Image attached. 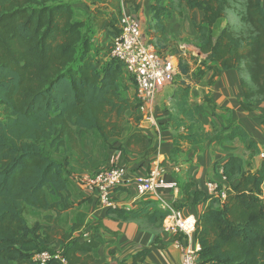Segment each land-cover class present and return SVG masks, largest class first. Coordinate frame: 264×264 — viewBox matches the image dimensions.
Wrapping results in <instances>:
<instances>
[{
	"label": "trees",
	"instance_id": "obj_1",
	"mask_svg": "<svg viewBox=\"0 0 264 264\" xmlns=\"http://www.w3.org/2000/svg\"><path fill=\"white\" fill-rule=\"evenodd\" d=\"M87 1L99 6L93 13L94 26L108 29L111 37L119 28L125 4L134 14L139 10V0ZM236 1L156 0L152 5V26L159 37L173 16L183 17L186 10L202 12L195 30L199 50L209 56L208 63H202L206 70H200L195 80L189 77V67L180 64L187 79L169 98L170 126L177 132L173 157L213 137L218 141L240 139L248 151L259 152L239 124H230L219 133L207 132L201 118L211 105L209 98L201 105L190 103L194 81L212 72L211 87L229 70L241 76L245 111L252 112L255 103L264 102L263 0H241L242 30L227 25L215 34ZM85 27V21L77 19L64 0H0V264H35L34 255L49 250L59 237L67 264L96 261L101 244L96 232L81 240L72 237L80 228L76 224L68 234L42 224L30 226L24 217L25 208L30 207L43 211L46 222L56 223L72 208L69 159H52L45 154L44 143L58 151L77 135L96 132L107 147L125 136L128 115L141 121L137 99L122 93L124 65L110 57L100 65ZM145 142L144 135L132 134L127 147L143 149ZM223 175L226 185L219 189L226 193L224 199L195 194V202H209L194 233L202 248L200 259L204 264H264V163L254 172H243V160L231 157L223 165ZM107 214L156 225L169 211L160 202L144 198L135 209L112 208ZM153 247L163 248L158 237ZM150 253L145 248L116 264H144Z\"/></svg>",
	"mask_w": 264,
	"mask_h": 264
},
{
	"label": "crops",
	"instance_id": "obj_2",
	"mask_svg": "<svg viewBox=\"0 0 264 264\" xmlns=\"http://www.w3.org/2000/svg\"><path fill=\"white\" fill-rule=\"evenodd\" d=\"M64 1L72 6L77 19L85 21L86 27H91L88 36L93 42V54L100 61V65L108 62L110 59L108 44L113 37L109 34L108 29L99 30L92 21L93 13L99 6L87 0ZM153 1L139 0L137 15L150 18L151 13H147L146 8L151 7ZM124 10L132 12L127 4H125ZM191 15L194 16V20L191 19ZM202 19L203 13L198 10L189 12L184 19L173 16L168 21L165 30L167 36L164 35V41L166 43L175 42L178 48L184 50L187 47L185 38L188 34L193 39H197L195 24H200ZM195 52H198V49H195ZM206 59H209L208 55H206ZM211 76L212 72H207L205 78L210 79ZM127 77L125 75L123 79L126 80ZM206 98L211 100V105L207 107V111L201 119L207 132L215 133L218 129L217 125L222 128L229 122H237L250 134L251 139L258 145L259 152H264V127L262 125L264 102L255 103L252 112L243 109L244 92L241 76L237 70L223 72L211 87H193L190 99L192 106L203 104ZM171 105L169 99L164 101L159 97L157 103L150 110L155 124L141 115V121L139 123L134 121L125 136L113 142L111 147H105L98 154H88L77 149L78 161L69 160L67 173L72 208L63 212V215L73 211L77 214L80 213L83 218V226L74 232L72 237L78 233H84V237L88 239L90 234L95 232L100 237L101 244L95 253L96 261L90 264H116L121 260L131 259L135 253L145 248H150L151 253L144 264H183L184 235L167 227L164 221L150 225L144 220L123 221L107 214L108 210L112 208L135 209L137 207L144 198L138 196L135 180L139 176L146 175L154 161H160L163 167V173L157 184V191L161 199L168 204L177 206L184 217L193 215L197 220L209 202L204 200L195 202V194L203 192L205 195H209L208 184L212 182L226 185L223 175V165L226 161L231 157H240L243 160V172H254L259 168L257 165L255 168L249 167L247 158L250 156V151L246 149L240 139L218 141L213 137L208 142L192 146L184 153L173 157L172 151L177 132L170 126ZM257 130L259 131L258 138L254 135V131ZM137 133L146 137L144 148H128V138ZM112 167H121L126 170L127 183L123 188L113 193L111 204L108 207H103L97 202L96 197L78 182L77 175L95 174ZM148 199L155 200L151 197ZM58 222H46L42 225L60 230ZM157 237L162 249L153 247ZM60 241L61 238H57L49 248H56L57 250L54 252L63 255L65 245Z\"/></svg>",
	"mask_w": 264,
	"mask_h": 264
},
{
	"label": "built area",
	"instance_id": "obj_3",
	"mask_svg": "<svg viewBox=\"0 0 264 264\" xmlns=\"http://www.w3.org/2000/svg\"><path fill=\"white\" fill-rule=\"evenodd\" d=\"M108 53L110 58L120 61L124 65L125 74L134 79L140 115L155 124L150 110L177 73V65L171 61L173 57H163L148 40L140 17L126 10L110 42ZM260 156L264 163V152ZM162 173V163L154 161L146 175L136 178V192L141 198H155L169 211L164 224L184 235L183 264H204L200 259L202 248L194 238L197 219L193 215L184 217L181 210L161 199L157 184ZM77 180L103 207H108L113 193L127 183L126 170L121 167H112L95 174H79ZM219 185L209 183V195L224 199L226 193L219 189ZM33 261L35 264H67L62 254H53L49 250L36 253Z\"/></svg>",
	"mask_w": 264,
	"mask_h": 264
},
{
	"label": "rangeland",
	"instance_id": "obj_4",
	"mask_svg": "<svg viewBox=\"0 0 264 264\" xmlns=\"http://www.w3.org/2000/svg\"><path fill=\"white\" fill-rule=\"evenodd\" d=\"M156 0L153 1V4ZM242 1L237 0L234 4L233 7L227 11V16L225 19H223L215 28V34L218 36L220 32L227 26V25H232L237 31L242 30V25L240 23V19L238 17V11L241 10ZM151 7H147V13H151ZM164 5L167 4L166 2L163 3ZM132 11V10H131ZM189 11H185L183 18L175 15L177 17H180L181 19H184L185 15H187ZM140 19L142 18V23L144 27V31L146 36L148 37V40L156 47L158 52L163 56V57H170L173 59L171 60L175 65H177V73L174 76L172 82L165 88L163 91L162 95L159 96L161 99L164 101H167L172 94L174 93L177 85L187 79V76H185L182 72V69L180 67V64L184 66L189 67V77L191 80H195L197 75L199 74L200 70H206L205 66H203L202 63H208V59H206V55L202 54L201 51L199 50V34L196 31V38H192L190 34L186 36V43L187 47H185L184 50H181L178 48L176 43H166L164 41V35L167 36V34H164L159 37V35L156 33V31L153 29L152 26V13L150 14V18L144 17V15H141ZM189 16V15H188ZM190 18V16H189ZM191 19L194 20V16L191 15ZM170 20V19H169ZM166 22V27L168 25V21ZM166 30V29H165ZM84 32L88 35L91 32V27H86ZM166 33V32H165ZM110 46V43L108 44ZM108 46V49H109ZM195 49H198V52H195ZM206 71V75H207ZM201 76L199 79V82H195L193 84V87L195 88L196 86H206L208 87V80L209 78H205V76ZM128 83V84H127ZM121 88H122V93L126 97H130L132 99H135V91L136 90V83L134 79L127 77L126 80H122L121 83ZM159 99V98H158ZM0 114L1 116L3 115V108L0 107ZM261 123V122H260ZM134 124V118H132L130 115L127 116L126 118V129L128 130L131 128V126ZM230 124H238L237 122H229L227 125H223L222 128H220L219 125H217V133L221 132L223 129L228 127ZM261 126V124H260ZM264 129V128H263ZM254 135L256 138L259 137V131H254ZM263 138V137H262ZM112 145L110 144L109 147ZM106 146L104 143L100 140L98 134L96 132H84L76 136L75 140L73 142H67V145L63 148H61L58 151H55L50 148L49 143H44L43 144V149L46 155L51 157L54 160H57L59 162H62L64 159H69L75 161H78V157L76 156L77 152L76 150L79 149L83 151L84 153H96L98 154L99 152L103 151V149ZM261 153L260 152H255L252 153L250 152L248 160V165L250 168H255L256 165L261 167L263 164L262 159H261ZM85 197V196H81ZM50 214L55 215L53 212ZM63 215V214H62ZM24 217L27 220L28 224L30 226H37L40 224H45V213L43 211L35 210L30 207H26L24 210ZM58 223L60 226V230L65 231V233H70L71 226L73 224H76L80 226V228L83 226V218L81 217V214H77L76 212L70 211L64 214L63 216H60L58 219ZM77 238H81L82 240L86 239L84 237V233H78L75 235ZM84 238V239H83ZM89 238V237H88ZM57 250L56 248H50L49 252L56 254L54 251Z\"/></svg>",
	"mask_w": 264,
	"mask_h": 264
}]
</instances>
